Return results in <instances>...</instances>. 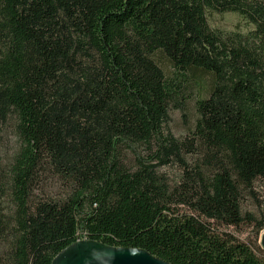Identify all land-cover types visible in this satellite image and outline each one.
Returning <instances> with one entry per match:
<instances>
[{"label": "trees", "instance_id": "1", "mask_svg": "<svg viewBox=\"0 0 264 264\" xmlns=\"http://www.w3.org/2000/svg\"><path fill=\"white\" fill-rule=\"evenodd\" d=\"M226 12L253 30H211ZM201 76L178 139L169 113ZM258 181L264 0H0V264H51L80 240L264 264L220 231L264 228Z\"/></svg>", "mask_w": 264, "mask_h": 264}, {"label": "rangeland", "instance_id": "2", "mask_svg": "<svg viewBox=\"0 0 264 264\" xmlns=\"http://www.w3.org/2000/svg\"><path fill=\"white\" fill-rule=\"evenodd\" d=\"M207 23L211 30L221 32L223 34H240L245 35L253 30V26L241 18L238 14L226 12V13H209L207 15ZM167 72L168 68L163 67ZM207 78L201 76L199 85L193 87L190 92V98L186 102L185 115L182 116L178 111H170L169 113V130L172 135L178 139H182L188 135L189 130L193 127L196 114L194 104L197 99L206 97ZM9 151L11 150L12 142L8 139ZM255 188L260 197V200H264V181H258L255 183ZM244 209L261 221V213L248 200L244 205ZM231 237H233L238 243L247 246L253 254H255L261 261H264V250L261 247V238L264 236V228L260 231L256 230L255 225H242L239 228H222L220 230Z\"/></svg>", "mask_w": 264, "mask_h": 264}, {"label": "water", "instance_id": "3", "mask_svg": "<svg viewBox=\"0 0 264 264\" xmlns=\"http://www.w3.org/2000/svg\"><path fill=\"white\" fill-rule=\"evenodd\" d=\"M264 250V236L261 238ZM51 264H169L140 249L113 248L80 240L62 250Z\"/></svg>", "mask_w": 264, "mask_h": 264}]
</instances>
